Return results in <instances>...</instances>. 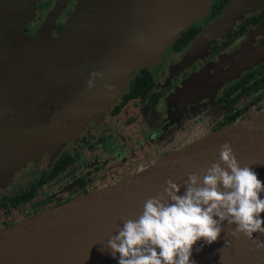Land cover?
Masks as SVG:
<instances>
[{"label":"water","instance_id":"1","mask_svg":"<svg viewBox=\"0 0 264 264\" xmlns=\"http://www.w3.org/2000/svg\"><path fill=\"white\" fill-rule=\"evenodd\" d=\"M36 1L0 0V53L10 51L12 32L26 22ZM90 1L79 0L68 20L62 42L82 25L83 11L94 5V2L89 4ZM201 6L202 2L197 0H104L103 8L98 12L101 18L96 21L92 44L89 47L86 45L82 53L84 62L87 56L88 64L93 61L97 52V65H100L105 79H121L132 65L138 64L145 56H159L181 30L196 20L202 11ZM263 6L264 0H228L223 11L239 17ZM109 8H116V11L110 13ZM56 10L43 25L51 24ZM215 25L213 23L205 29L196 45L206 47ZM41 30L30 44V49L39 43L43 34ZM101 30H104L102 35L105 40L94 53V43ZM263 54L264 40L238 52L236 59L217 72L209 84L246 68L250 62H257ZM211 65L209 63L191 75L187 79L188 84L198 80L204 69ZM18 71L19 60L16 58L11 64L0 67V116L8 102L7 87L11 89L13 80L19 77ZM102 84L107 87L106 81ZM45 86L40 87L41 95ZM40 96L34 101V110ZM21 137L19 135L15 140L12 155L4 157L8 165L17 158ZM225 142L231 143L241 167H251L258 179L264 182L262 111L196 137L108 186L79 194L24 220L0 227V264H118L119 254L113 259L108 253V240L118 234L124 221L138 219L143 213L145 201L162 193L169 179L181 186L179 194L183 195L189 173H197L202 179L201 170L219 160V149ZM1 149L10 152L0 141ZM260 195L264 198V193ZM261 218H264V213H261ZM223 228L218 240L211 245L202 240L194 245L191 259L196 264H264V247L258 248L254 242V239L264 241V235L254 233V239L242 233L238 237L233 236L230 233L235 225L228 226L227 221Z\"/></svg>","mask_w":264,"mask_h":264},{"label":"flooded vegetation","instance_id":"2","mask_svg":"<svg viewBox=\"0 0 264 264\" xmlns=\"http://www.w3.org/2000/svg\"><path fill=\"white\" fill-rule=\"evenodd\" d=\"M220 1L222 0H212L210 2L207 10V19H212L219 12L217 11L212 15L209 14L210 8L213 5L219 4ZM67 5L66 3L61 9L58 17L62 16V11H65V13L67 12L69 8ZM58 23L59 21L57 18L54 20V25H58ZM41 24V21L37 24L35 23V25ZM61 25H63V22H61ZM189 27H195L197 29L194 34V36H196L200 27L190 23L185 29ZM261 28H263L262 33L255 34L257 29L259 31ZM184 30H181L177 36L169 42L165 51L167 52L170 50L171 53L168 54L169 58L164 62L168 63L171 58H177L176 56L182 54L189 46L194 36L186 40L179 47H177L175 43V39ZM20 32L27 35L28 31L26 27H22L20 28ZM48 34L53 37L52 39L56 38L57 35L53 27L49 29ZM263 40L264 6L245 14L233 25L228 37L213 42L208 47L205 57L202 58L204 60L200 58L195 60L192 65L186 68L190 70L186 72L182 78H186L191 72H197L199 68L205 67L209 63L213 64L215 56L225 55V57L220 58L223 61L222 69H224L231 62L228 63V60H225L229 52L234 51L238 47L242 48L240 51H246L258 45ZM73 55L74 53L70 55L71 59ZM77 58H79L78 55ZM86 59L89 61V56H87ZM80 61L79 63L82 64V66L80 65L81 68L85 69L88 67L89 64L87 61L84 62L83 57ZM67 63H70L69 59L64 64L66 67L68 66ZM70 66H72V63ZM155 67L156 65L147 63L137 64L127 75L124 91L120 96L110 104L105 111L96 115V119L89 118L82 129H78L74 136L65 140L67 128L63 126L70 113L71 99L76 95L75 85L70 87L67 97L68 102H66L65 99V106L62 109L63 116L59 126L55 120V123H52V125L54 124V127H52L54 131L52 140L54 141L51 146L47 144V146L41 147L40 153L38 152L37 155H34L36 156L35 160H27L23 164L16 165V169L15 167L11 169L14 162L8 165V160L4 159L5 156L12 155L11 152L7 151L5 153V150H0V227L9 226L24 220L43 210L70 200L79 194L103 188L132 174L139 169V167L126 171L121 176L114 177L101 185H95L93 182L94 174H99V177L104 176L105 173H109L110 170L113 171V167L116 168L121 166L122 164H120V162L123 160L122 158L126 155L131 156L132 149H140V152L145 151L146 155L150 153L152 157L151 160H153L196 138L189 137V129L190 126L197 125V123L202 120H204L203 122L209 126L210 132H212L218 127L226 124V121L230 119L235 112H237L238 117L246 118L248 115L264 110V86L261 87L264 81V54L259 56L257 62L249 69L239 73L234 71L225 78L217 80L213 84H209V81L215 76V73L204 84V88L199 84V87H197L198 91L193 92L192 95L190 94L191 90H188L187 93L185 92V101L181 103L175 101L171 103L167 102V96L170 93L169 90L171 87L174 88V85H171L170 88L167 87H169L170 83H173V81L170 79L167 81L169 83L165 85L162 84L160 82L161 79L158 80L157 75L152 70ZM212 67L213 65L204 70H209L211 72ZM182 71L184 70H173L172 79L176 81ZM69 74L74 75V70H70ZM75 77L76 76L73 78V83L76 82ZM182 78L180 77V79ZM162 79L165 78L162 77ZM143 84H145L147 88L144 92H141V85ZM24 85V79L21 75L13 80L11 85V99L5 104V109L3 111V126H9L11 121L17 119L14 118L15 115L20 116L23 120L18 127V132L14 141L19 135H22L20 138L21 140H24L25 136H27L31 124L37 117L40 102L42 98H44L45 90L42 91V95L39 93L38 96L41 95L40 101L37 104L38 106L36 105L37 108L34 110L33 106L37 92ZM248 86L252 88V91L249 95L245 96L242 91ZM19 87L20 91H17L16 89ZM87 90L91 91V88L87 87ZM99 91H101L100 86ZM212 95H214L213 98H211ZM261 95L262 97H260ZM195 97H201V99L198 100V107L195 105L194 108L192 107L191 110L188 111L181 108L183 105L190 103L192 99L194 100ZM46 101L49 104L51 103L50 106H52L56 101V96L50 93ZM56 112L57 111L54 110V115H56ZM54 117L55 116H53V118ZM120 118H124L122 121L123 124L118 136L114 137L112 148L107 149V151H104L102 154L99 152L91 154V147L85 148V150L82 151V148L78 146L82 144V142H87L90 135L96 134L93 131L96 130L95 128L93 129L95 125L99 124L97 126L99 131H111L112 123ZM167 118H169L172 125H174L173 129L178 136V140H167V142H164L167 144V147L161 148L160 144H162L164 140L160 141L158 134L150 129V125L157 124L160 120L164 121ZM51 137V129L46 127L43 141L50 140ZM61 141L64 142V144L59 147ZM150 142L153 143V146L151 144L148 145ZM87 144L88 143H86V145ZM75 146L79 150H73ZM150 146L154 148L153 151ZM147 148H150V150H147ZM151 160L146 161L143 166ZM32 168L33 171L30 172Z\"/></svg>","mask_w":264,"mask_h":264},{"label":"rangeland","instance_id":"3","mask_svg":"<svg viewBox=\"0 0 264 264\" xmlns=\"http://www.w3.org/2000/svg\"><path fill=\"white\" fill-rule=\"evenodd\" d=\"M103 1L104 0H91L89 4L94 2V5L87 7L83 11L82 25H79L76 29H74L69 38H66L65 41L62 42L64 39L63 36L68 26V20L76 9L79 0H37L31 13H29L30 15L26 22L23 25H20L18 28H15L12 32V36L10 38V51H4L3 53H0V67L11 64L14 58L19 60V71L17 72V76L21 75V77L24 79V86L37 92L35 100H37V97L41 91L40 87L46 85L44 89V98H42V101L40 102L37 117L31 124V128L27 133V136H25L24 140L21 141L20 148L17 151L16 155L17 158L14 161L11 169H14V167L18 164H23L27 160H35L36 156L34 155H37L38 152L40 153L41 147H45L47 146V144L49 146L52 145L54 141L52 140V138L54 137V131L52 128L54 127V124L52 125V123H55V121H57V125L59 126L60 120L63 116L62 109L65 106V99L66 102H68L67 97L70 87L75 85L76 95L73 99H71L72 101L70 104V113L63 126L67 128L65 140L74 136L78 129H82L88 122L89 118L96 119V115H98L102 111H105V109H107L108 106H110V104H112L124 91L126 77L137 64L132 65L125 77L122 76L121 79H115L114 77L105 79L104 73L100 69V65H97V59L99 56H97L96 52V50H99L100 43L105 40L104 36L102 35V33H104V30L99 31L94 43V53L96 52L95 59L89 62L87 68L84 69L80 67V65L82 66V62L80 61V59L83 57L82 53L87 48L86 45H88L89 47L92 44V35L94 34L96 21L101 18L100 15H98V12L103 8ZM197 1L202 2V11L199 12V16L196 18V20H192L190 23L199 26L200 30L194 40H191L189 46L185 49V51H183L179 56H176L177 58H171L168 63L164 62L169 58L168 54L171 53L170 50L167 52L165 51L169 44L168 43L159 56L155 57L148 55L138 63L156 65V67L152 70L157 75V79H161L160 82L162 84L165 85L166 83H169L167 81L170 79L173 81L174 84L170 83V86L167 87L170 88L171 85H174V88L171 87V89L169 90L170 93L167 96V102L170 103L174 101L179 103L185 101V92L187 93L188 90H191L190 94L192 95L193 92L198 91L197 87H199V84H201V87L204 88V84L215 73L222 69L223 61L219 58V56H215L211 72L209 70H204V72L200 74V78L198 80L195 79L194 83L191 84H188L187 79L195 72H191V74H189L186 78H182L183 75L190 70L186 68L192 65L193 62L198 58L202 59L203 57H205L208 47L213 42L217 41L218 39L228 37L233 25L245 15L243 14L239 17L237 16V14L231 15L229 12H224L222 8L212 19H207L206 16L208 6L212 0ZM66 3L69 7L67 12L65 13V11H62V16L58 17L60 15L61 9L65 6ZM107 4L108 2L105 3V6ZM54 9L57 10L53 15L51 25H43L46 19L54 13ZM109 9L110 13L116 11V8ZM257 9H259V7H255L254 10ZM86 10L88 12L85 13ZM57 18L59 23L58 25H54V20ZM40 21L42 23L41 25H35V23L37 24ZM232 21L233 24L231 25ZM61 22H63V25H61ZM213 23L216 24L215 26L217 29H214L211 39L209 40L206 47H203L202 45H196V42L201 34ZM22 27H26L28 31L27 35L20 32V28ZM51 27L56 30L57 35L54 39H52L53 37L49 36L48 34ZM41 28L43 34L39 40V43H37L34 47H32V49H30V44L34 41V38L38 35V32H40ZM262 30L263 28H261L259 31L257 29V32H255V34L262 33ZM240 50H242V48L238 47L234 51L229 52V55L225 60H228V63L230 61H233ZM73 53L74 55L71 59L70 55ZM77 55L79 58H77ZM68 59L70 63H67L68 66L66 67L64 64ZM79 61L81 63H79ZM71 63L72 66H70ZM104 64L105 62L102 63L103 66ZM201 68H199L198 70H200ZM70 70H74L75 74L70 75ZM173 70H184L181 72V75L176 79V81L172 79ZM93 73H96L95 77L92 76ZM74 76H76V82L73 83ZM162 77H164L165 79H162ZM180 77L182 79H180ZM90 79L92 80V87L91 91H88L87 87L88 81ZM102 81L107 82L106 88L102 84ZM99 86L101 87V91H99ZM7 90L8 101H10L12 89L7 87ZM16 90L20 91V87ZM50 93L56 96V101L54 102V105L52 104V106H50L51 103L49 104L46 101ZM213 97L214 95L211 96V98ZM200 99L201 97H195L194 100L192 99L190 103L183 105L181 108L188 111L191 110L192 107L194 108L195 105L196 107H198V100ZM4 109L5 105L0 116V141L1 143H4L7 149H9V151L12 153L13 147L15 146V143L17 141H14V139L17 135L18 127L23 122V120L20 116L15 115L14 118L17 119L11 121V125L9 124V126H3L2 118ZM54 110L57 111L55 113L56 115H54ZM53 116L55 117L53 118ZM123 119L120 118L116 122H113L111 131H99L97 129V126L99 124L95 125L93 129L95 128L96 130L93 131L96 134L90 135L87 142H82V144L78 146L82 148V151L85 150V148L91 147V154L95 152H99L100 154L104 153V151H107V149L112 148L115 139L114 137H117L120 133ZM203 121L204 120L197 123V125L190 126V138L200 137L202 135L210 133L209 126ZM173 126L174 125H172L169 118L165 119L164 121L160 120L157 124L150 125V129L158 134V138L160 139V141L164 140L163 143L160 144L161 148L167 147V144L164 143L167 142V140H178V136L174 132ZM46 127H49L51 129L52 134L51 139L46 140L47 142L43 141L44 131ZM55 127L57 128L56 125ZM86 143L88 144L86 145ZM63 144L64 142L61 141L59 147L63 146ZM150 144L153 146V143L150 142L148 145ZM151 148L153 151L154 148ZM76 149L79 150L78 148H76V146L73 147V150ZM147 150H150V148H147ZM130 155L131 156L126 155L122 158L123 160L120 162V164H122L121 166L116 168L113 167V171L110 170V172L105 173L104 176L99 177V174H94V184L101 185L102 183L108 182L112 178L121 176L122 174H124V172L132 170L135 167H142L146 161L152 159L150 153L146 155L145 151L140 152V149H132V153ZM16 168L17 167H15V169ZM31 171H33V168L30 170V172Z\"/></svg>","mask_w":264,"mask_h":264},{"label":"clouds","instance_id":"4","mask_svg":"<svg viewBox=\"0 0 264 264\" xmlns=\"http://www.w3.org/2000/svg\"><path fill=\"white\" fill-rule=\"evenodd\" d=\"M201 173L202 179L189 173L183 195L169 179L162 193L145 201L138 219L124 221L108 240V253L113 259L119 254L118 264H196L191 259L194 245L216 242L225 221L235 225L233 236L264 235V182L251 167H241L231 143L222 144L219 160ZM254 242L264 247V241Z\"/></svg>","mask_w":264,"mask_h":264},{"label":"trees","instance_id":"5","mask_svg":"<svg viewBox=\"0 0 264 264\" xmlns=\"http://www.w3.org/2000/svg\"><path fill=\"white\" fill-rule=\"evenodd\" d=\"M227 1H228V0H222V1H220L219 4H217V5H213V6L210 8V13H209V14L212 15V14H215L217 11H220V9L223 8V6L227 3ZM196 31H197V29H196L195 27H189L188 29H185L184 31H182V32L180 33V35L175 39L176 46L179 47V46L182 45L186 40H188V39H190L191 37H193L194 34L196 33ZM250 63H252V64H250ZM250 63L246 64V66H247L246 68L239 69V70L236 71V72L239 73V72H241V71L247 70V69H249L253 64H255V62H250ZM141 86H142L141 92H144L145 89H146L147 87H146L145 84H143V85H141ZM262 86H264V81L262 82L261 87H262ZM251 91H252V88H251L250 86H248V87L245 88V90H243L242 92H244V95L246 96V95H249V94L251 93ZM260 97H262V95H261ZM260 97H259V98H260ZM262 111H264V110L258 111V112L254 113V114H257V113L262 112ZM254 114H251V115H254ZM251 115H248V117L251 116ZM241 119H244V117H238V116H237V112H235V113L232 115V117L226 121V124H224V125H222V126H220V127H218V128H221V127H223V126L229 124L230 122H235V121H238V120H241ZM218 128H217V129H218ZM215 130H216V129H215ZM213 131H214V130H213Z\"/></svg>","mask_w":264,"mask_h":264}]
</instances>
